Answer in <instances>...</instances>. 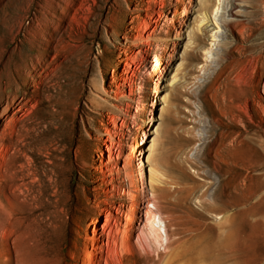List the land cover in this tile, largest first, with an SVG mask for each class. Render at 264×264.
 I'll return each mask as SVG.
<instances>
[{
  "label": "rangeland",
  "instance_id": "1",
  "mask_svg": "<svg viewBox=\"0 0 264 264\" xmlns=\"http://www.w3.org/2000/svg\"><path fill=\"white\" fill-rule=\"evenodd\" d=\"M263 87L264 0H0V264H86L92 209L122 184L103 139L142 134L170 237L120 264H264Z\"/></svg>",
  "mask_w": 264,
  "mask_h": 264
},
{
  "label": "bare ground",
  "instance_id": "2",
  "mask_svg": "<svg viewBox=\"0 0 264 264\" xmlns=\"http://www.w3.org/2000/svg\"><path fill=\"white\" fill-rule=\"evenodd\" d=\"M217 8L218 5L214 6L213 9H210V11L217 12ZM199 13L200 15L197 14L199 16H197V19H195L196 20L195 28L193 27V24L192 26L189 25L186 27L187 38L182 42L184 47L190 44L191 37L193 35L195 37L198 36L197 32H195L193 29L199 31V29L201 28V24L204 22V20L207 19L205 12H199ZM215 27L218 28L217 23L215 24ZM177 64L180 63L178 62ZM115 73L116 71L112 70L111 74L113 75ZM130 77H127L125 73L119 74V81L132 82L133 79ZM172 79H174V75L170 74V80ZM133 89H135L136 91L135 95H137L138 97L141 94L140 93L142 89L141 83L138 82L137 84H135ZM104 93H106L109 96V93L106 90H104ZM113 93L116 94L115 95L116 97L114 98L123 95L122 91H115ZM263 94H264V87H263ZM162 101L164 102L163 99ZM111 104L114 105L113 103ZM151 107H157V106L151 104ZM158 107L160 108V112L158 113V118H159L163 105L160 106L158 105ZM0 108H1L0 120H4V118L8 117L7 116L8 114L5 113L4 106H0ZM149 114H151V111H149ZM108 117L111 123L115 122V119L112 115H108ZM107 123H109V121ZM122 124L123 122L121 121L120 125ZM110 131L111 130H109L107 127L105 128V133L107 138L111 136ZM118 135L121 136L123 135V133L119 131ZM145 138L149 139L148 144L141 143L142 140H144ZM5 139L0 137V168L3 166L2 160H4L5 157H7L9 149L11 148V141L9 140L8 142H4ZM103 141H104L103 142L104 148L107 150L106 157L108 160L116 157L118 158L120 156L122 157V164L119 161L114 162L113 165L115 169L114 170L115 174L111 176V178L114 180H118L120 178L122 180V184L120 191H117V187L115 188L117 193H119V195L115 197V199L118 200L117 206L108 203L107 200H100L99 202L102 203L104 207L99 208L97 206V204L99 203L98 202L97 204H95L94 208L92 209L95 215L91 218L92 230H93L92 239L90 241V248H89L91 252L86 254V264H120L121 255L126 251H131V247L133 246L131 244V240H134V244L136 247L140 249H144L146 245L151 244L150 241L155 244L157 243V245L159 246H161L162 244L166 245V243L169 242V237H170L168 232V228H169L168 224L162 218L160 212V206H159V197L157 190L160 188L159 186L162 184L163 180L161 179V174L157 168L156 160L154 156V148H153L154 137L150 136V138H147L142 134V137L140 139L141 142H138L136 140L135 146L125 144V148L128 149V153H122L121 150L122 146H120L119 142H116L115 149L111 150L113 145L112 142L110 140L107 141V139L105 140L103 139ZM33 142L35 141L34 140L29 141V144H32ZM139 146H141L142 149H146L147 152L140 154L141 151H138L137 148ZM95 150L97 151L98 149ZM135 153L137 155H140L141 159H139L138 156H135ZM97 154L101 156L103 155L102 152H98V151ZM134 159L136 163L134 166H132L131 162H133ZM105 167H106V163L103 165V168ZM102 171L105 172L104 170ZM145 173L147 175H145ZM137 179L139 181L138 187H137ZM147 185H148V189H147ZM111 193L109 194L111 195ZM142 212L144 219H141ZM216 217L218 218L220 217V215H216ZM101 218H103L102 222H101ZM0 233L3 237L7 236V234L4 231H1ZM134 233L135 236L133 237ZM103 236L105 237L104 240H103ZM147 242L150 244H148ZM164 245H162V247ZM193 249H194L193 245H189L187 248H185L186 251H192ZM71 259H73V257ZM6 260H7L6 264H10L9 262L10 256L9 258L6 257ZM162 261L159 264H171V259H169L166 262L164 261L162 262Z\"/></svg>",
  "mask_w": 264,
  "mask_h": 264
}]
</instances>
